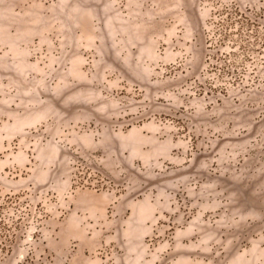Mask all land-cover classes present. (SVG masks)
Instances as JSON below:
<instances>
[{
  "label": "rangeland",
  "instance_id": "1",
  "mask_svg": "<svg viewBox=\"0 0 264 264\" xmlns=\"http://www.w3.org/2000/svg\"><path fill=\"white\" fill-rule=\"evenodd\" d=\"M0 264H264V0H0Z\"/></svg>",
  "mask_w": 264,
  "mask_h": 264
}]
</instances>
